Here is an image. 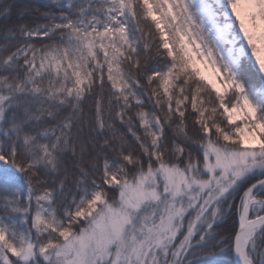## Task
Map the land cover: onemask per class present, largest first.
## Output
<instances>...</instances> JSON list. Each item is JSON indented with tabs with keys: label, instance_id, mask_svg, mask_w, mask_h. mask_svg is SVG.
<instances>
[{
	"label": "snow or ice",
	"instance_id": "snow-or-ice-1",
	"mask_svg": "<svg viewBox=\"0 0 264 264\" xmlns=\"http://www.w3.org/2000/svg\"><path fill=\"white\" fill-rule=\"evenodd\" d=\"M13 8L0 264H264V0Z\"/></svg>",
	"mask_w": 264,
	"mask_h": 264
},
{
	"label": "trees",
	"instance_id": "trees-1",
	"mask_svg": "<svg viewBox=\"0 0 264 264\" xmlns=\"http://www.w3.org/2000/svg\"><path fill=\"white\" fill-rule=\"evenodd\" d=\"M14 5L12 12V22L21 21L30 26H34L36 23H42V13L46 11H55L54 8H50V0H9ZM23 13V15H19ZM146 99V108L151 109V102ZM238 203V200H237ZM238 225L237 218L235 216H229L225 218V221L220 229L223 232H232ZM227 264H235L233 254L229 253L223 257Z\"/></svg>",
	"mask_w": 264,
	"mask_h": 264
},
{
	"label": "water",
	"instance_id": "water-1",
	"mask_svg": "<svg viewBox=\"0 0 264 264\" xmlns=\"http://www.w3.org/2000/svg\"><path fill=\"white\" fill-rule=\"evenodd\" d=\"M234 259H235V263H236V258H235V255H234Z\"/></svg>",
	"mask_w": 264,
	"mask_h": 264
},
{
	"label": "rangeland",
	"instance_id": "rangeland-1",
	"mask_svg": "<svg viewBox=\"0 0 264 264\" xmlns=\"http://www.w3.org/2000/svg\"><path fill=\"white\" fill-rule=\"evenodd\" d=\"M233 257H234V254H233ZM234 261H235V259H234ZM236 264V263H235Z\"/></svg>",
	"mask_w": 264,
	"mask_h": 264
}]
</instances>
